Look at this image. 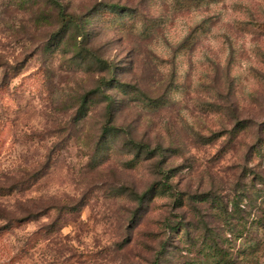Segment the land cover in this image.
Returning a JSON list of instances; mask_svg holds the SVG:
<instances>
[{
	"label": "rangeland",
	"instance_id": "obj_1",
	"mask_svg": "<svg viewBox=\"0 0 264 264\" xmlns=\"http://www.w3.org/2000/svg\"><path fill=\"white\" fill-rule=\"evenodd\" d=\"M57 1L0 0V264H264V0Z\"/></svg>",
	"mask_w": 264,
	"mask_h": 264
},
{
	"label": "trees",
	"instance_id": "obj_2",
	"mask_svg": "<svg viewBox=\"0 0 264 264\" xmlns=\"http://www.w3.org/2000/svg\"><path fill=\"white\" fill-rule=\"evenodd\" d=\"M54 2V4L57 5L58 7V12H59V16L60 19L62 20L63 24L66 26L67 24H71L73 21V16H71V14H68L64 11V8L61 6V4L57 1V0H52ZM110 8L113 7L112 5L109 6ZM116 8V6H114ZM113 101L111 100V96H109L108 94L106 95V120L104 122L103 125V129H102V135H110L112 134L117 127L113 124ZM132 142L134 143V145L137 147L138 150H147L150 151L149 146L143 142H139L136 140H132ZM243 212V209H241V201L236 200L233 203L230 204H226L223 202V221L227 224V225H231L230 224V220L234 217H237L239 215H241ZM261 212L264 213V209H261ZM260 225L262 224V221L259 220ZM231 231L233 230L232 228H230ZM233 232V231H232ZM236 233V232H234ZM228 241V240H227ZM250 253V252H248ZM238 255L240 254H236L235 256L232 255V253H230L229 249H226L223 247V264H235L236 258L238 257Z\"/></svg>",
	"mask_w": 264,
	"mask_h": 264
}]
</instances>
